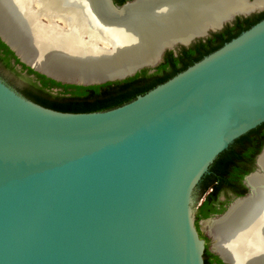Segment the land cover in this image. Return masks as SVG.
<instances>
[{
  "label": "water",
  "instance_id": "obj_1",
  "mask_svg": "<svg viewBox=\"0 0 264 264\" xmlns=\"http://www.w3.org/2000/svg\"><path fill=\"white\" fill-rule=\"evenodd\" d=\"M137 1L86 0L98 9L100 28L133 39L155 36L150 50L130 52L125 60L90 66L57 54L40 27L49 18L35 17L34 2L28 7L35 20L25 18L27 32L20 34L5 13L17 0H0V39L48 78L97 85L144 68L152 72L165 51L189 47L251 11L162 36L167 0H142L141 7ZM53 22L63 25L56 17ZM96 40V50L119 44L114 37ZM263 122L264 18L144 94L104 111L47 108L0 77V264H204L205 241L194 223L197 185L222 151ZM263 151L245 177L249 192L220 216L200 221L212 238L211 251L227 264L235 263L214 249L210 225L252 195L256 188L248 178L264 174Z\"/></svg>",
  "mask_w": 264,
  "mask_h": 264
},
{
  "label": "bare ground",
  "instance_id": "obj_2",
  "mask_svg": "<svg viewBox=\"0 0 264 264\" xmlns=\"http://www.w3.org/2000/svg\"><path fill=\"white\" fill-rule=\"evenodd\" d=\"M31 2L37 8L33 11L37 19L41 13L49 18V23L40 26L45 39H51L48 46L57 54L90 66L125 60L123 57L136 50L148 51L152 48L151 41L155 40L153 35L133 39L131 33L124 35L107 26L100 28L96 22L98 9L95 4L92 9L86 0L70 3L69 0H17V6L12 5L13 9H6L5 13L11 25H20V34L27 32L25 18L35 20L28 7ZM241 3V0H167V10L160 18L158 30L163 28L160 31L163 36L215 26L233 12L249 9ZM142 4L138 0L134 6ZM54 17L61 19L60 28L53 22ZM84 33L90 37L88 42L82 41ZM107 37H114L119 44L113 50H96L94 40ZM259 166L264 170V151L259 157ZM248 181L256 188L252 195L237 202L224 219L213 222L210 232L215 239L214 249L235 264H264V174L252 175Z\"/></svg>",
  "mask_w": 264,
  "mask_h": 264
},
{
  "label": "trees",
  "instance_id": "obj_3",
  "mask_svg": "<svg viewBox=\"0 0 264 264\" xmlns=\"http://www.w3.org/2000/svg\"><path fill=\"white\" fill-rule=\"evenodd\" d=\"M114 1L116 4H122L126 0ZM263 16L260 19H254L235 32L229 33L230 31L223 30L205 40L199 39L189 47L182 46L176 53L172 50L165 51L162 61L152 72L144 68L122 80L87 86L64 84L34 71L22 63L0 39V77L26 98L47 108L74 113L104 111L127 103L137 95L144 94L166 81L264 18ZM259 141L261 143L256 148ZM263 143L264 122L235 139L215 158L196 188L200 195L210 190L206 194L205 201L197 208L198 215L208 216L211 199L217 195L227 181H234L238 178L240 174L238 165L241 160L249 154L254 155ZM203 260L204 264H213L214 260L216 264H224L207 247L204 249Z\"/></svg>",
  "mask_w": 264,
  "mask_h": 264
},
{
  "label": "flooded vegetation",
  "instance_id": "obj_4",
  "mask_svg": "<svg viewBox=\"0 0 264 264\" xmlns=\"http://www.w3.org/2000/svg\"><path fill=\"white\" fill-rule=\"evenodd\" d=\"M258 1L260 2L259 7L257 6ZM113 2L115 3L114 0H113ZM241 2L242 3L240 5H245L248 8H251V11L248 14L236 15L230 22H226L220 30H218L216 32H211L206 38L211 37L214 33H217V32L223 31V30H228V31H230L229 33L235 32V31L239 30L240 27L246 26L249 22H252L254 19H257V18L260 19L263 16V14H264V0H241ZM254 5H255V7H254ZM261 141L258 142V144L256 145V148L260 145ZM263 147H264V143L261 145V147L257 150V152L254 155L251 156L249 154V155H247L246 158L241 160V162L238 165L239 166V172H240L238 178H235L234 181H227L222 186V188L218 191L217 195H215V197L211 199L210 206H209L210 211H209V214L207 217H201L200 215H198L196 213L197 209L195 211L194 223H195V227L198 231V234L201 238L204 239L205 247H207V249L212 254L217 256L218 258H219V256L215 252L211 251V249H210L212 238L207 235V231L202 229V225H201L200 221L205 219V218L220 216L222 213H224L230 207L231 203L236 198L245 196L249 192V188L246 184L245 177L249 173H251L253 170H255L257 156L261 152ZM253 152H254V150H253ZM209 191L210 190L204 192L201 195L198 194V190L195 191L197 208H198V206H200L205 201L206 194H208ZM223 263L227 264L225 262H223ZM213 264H216L215 260L213 261Z\"/></svg>",
  "mask_w": 264,
  "mask_h": 264
}]
</instances>
